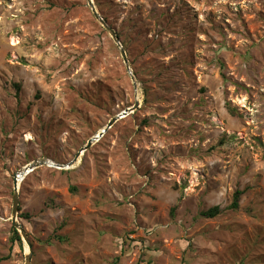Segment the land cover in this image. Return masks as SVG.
Listing matches in <instances>:
<instances>
[{"label": "rangeland", "instance_id": "obj_1", "mask_svg": "<svg viewBox=\"0 0 264 264\" xmlns=\"http://www.w3.org/2000/svg\"><path fill=\"white\" fill-rule=\"evenodd\" d=\"M92 1L0 0V264H264V0Z\"/></svg>", "mask_w": 264, "mask_h": 264}, {"label": "water", "instance_id": "obj_2", "mask_svg": "<svg viewBox=\"0 0 264 264\" xmlns=\"http://www.w3.org/2000/svg\"><path fill=\"white\" fill-rule=\"evenodd\" d=\"M88 4L94 14V16L96 17V19H98L100 21V23L102 25H104L106 27V24H105V21L104 19L101 17V15L99 14V12L97 11L94 3L92 0H88ZM110 33L113 37V39L115 40V42L119 45L120 44V40L119 38L116 36L115 33H113L111 30H110ZM122 55L124 57V60H125V63L127 65V68H128V71H130V68H129V63H128V60L126 59V56H125V52L122 51ZM139 109V101L136 102L135 106L131 109H128L124 114L125 115H129L131 114L133 111ZM119 118L116 117L114 118L112 121H110V123L107 125V127L105 128V130L102 131V133L98 136H96V138L92 139L91 141H89V143L87 144V146L80 152V155L89 150L93 144L98 141L100 138H103L105 136V134L111 130L113 128V126L118 122ZM101 136V137H100ZM79 155V156H80ZM79 158V157H78ZM77 158V160H78ZM76 160V161H77ZM46 160H40V161H37L35 163H31L30 165H28L26 168L23 169L24 170H29V168L33 171L35 170L36 168H38L39 166H44V165H48V163ZM22 171V172H23ZM31 171V172H32ZM19 182L17 181V178L15 177V182H14V202H13V212H12V221H13V225L14 227L17 229V231L20 232L22 238L24 239V241H26L28 243V237H27V234L26 232L24 231V229L21 227V225L19 224L18 222V215H19V189H18V185ZM29 244V243H28ZM30 249H31V246H30ZM31 257H32V250L30 251V253L27 255L26 257V264H31Z\"/></svg>", "mask_w": 264, "mask_h": 264}, {"label": "trees", "instance_id": "obj_3", "mask_svg": "<svg viewBox=\"0 0 264 264\" xmlns=\"http://www.w3.org/2000/svg\"><path fill=\"white\" fill-rule=\"evenodd\" d=\"M16 88H17L18 91H20L21 85L17 84L16 85ZM241 196H242V193L241 192H237L235 194L234 201H233V204L231 206V209L232 210H235V211H238L239 210ZM220 214H221V209L219 207H215V208L210 209V210H208L206 212H203L202 213V216L204 218H207V219H214V218H216ZM23 218L26 219V220H29V216L28 215L23 216ZM58 239L61 242L65 241V239H62L61 237H59ZM11 243H12L13 246H16L17 245L20 249H22V247H23L21 235L19 234V232L15 228L12 230ZM6 260H10V258L9 257L6 258V259H3L2 258V259H0V263L2 261H6Z\"/></svg>", "mask_w": 264, "mask_h": 264}, {"label": "bare ground", "instance_id": "obj_4", "mask_svg": "<svg viewBox=\"0 0 264 264\" xmlns=\"http://www.w3.org/2000/svg\"><path fill=\"white\" fill-rule=\"evenodd\" d=\"M103 130H105V128H103V129H101L100 130V132H99V134H98V136L102 133V131ZM101 137V136H100ZM47 163H48V166H50V167H54V168H59V166L57 165V164H55L54 162H51V161H47ZM46 163V164H47ZM25 172H21L20 174L18 173V176H16V178H17V181L19 180V183H21L22 181H23V179H25L26 177H27V175L28 174H30L31 173V169L29 168V170L27 171V170H24ZM18 185H20V184H18Z\"/></svg>", "mask_w": 264, "mask_h": 264}, {"label": "built area", "instance_id": "obj_5", "mask_svg": "<svg viewBox=\"0 0 264 264\" xmlns=\"http://www.w3.org/2000/svg\"><path fill=\"white\" fill-rule=\"evenodd\" d=\"M21 172H19V174H20ZM17 176H18V174H17Z\"/></svg>", "mask_w": 264, "mask_h": 264}]
</instances>
